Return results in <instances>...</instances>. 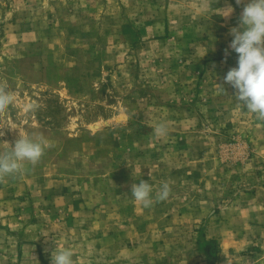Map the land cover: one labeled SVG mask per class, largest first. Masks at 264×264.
Instances as JSON below:
<instances>
[{
  "label": "rangeland",
  "instance_id": "1",
  "mask_svg": "<svg viewBox=\"0 0 264 264\" xmlns=\"http://www.w3.org/2000/svg\"><path fill=\"white\" fill-rule=\"evenodd\" d=\"M243 6L0 0V82L16 93L0 150L19 133L50 145L0 181V264L65 247L75 264H264V121L223 79ZM141 180L169 198L143 208Z\"/></svg>",
  "mask_w": 264,
  "mask_h": 264
},
{
  "label": "clouds",
  "instance_id": "2",
  "mask_svg": "<svg viewBox=\"0 0 264 264\" xmlns=\"http://www.w3.org/2000/svg\"><path fill=\"white\" fill-rule=\"evenodd\" d=\"M237 5L243 4L238 26L230 29L233 37L229 48L238 54L237 66L230 68L224 76V84L230 85L235 91V100L242 109L253 113L264 121V0H236ZM229 16L233 9L229 5ZM227 57L228 50H225ZM220 90L226 93L223 84L218 83ZM15 90L8 84L0 82V113L6 112L14 103ZM27 107L32 110L35 105ZM5 127H0V137L4 136ZM10 129H14L10 127ZM154 132L159 136L168 133L166 122L156 125ZM9 147L0 150V181L13 177L26 169L27 165L35 166L45 150L50 147L42 135L36 133L21 134L14 145L3 142ZM152 184L141 180L131 185V196L143 208H150L155 201H165L171 193V186L163 182L153 198ZM74 252L70 247L54 249L51 253V264H75Z\"/></svg>",
  "mask_w": 264,
  "mask_h": 264
}]
</instances>
